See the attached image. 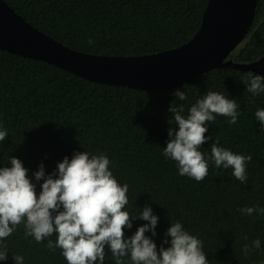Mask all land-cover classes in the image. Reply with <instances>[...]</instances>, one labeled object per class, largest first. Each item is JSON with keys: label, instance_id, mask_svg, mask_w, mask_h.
Segmentation results:
<instances>
[{"label": "trees", "instance_id": "trees-1", "mask_svg": "<svg viewBox=\"0 0 264 264\" xmlns=\"http://www.w3.org/2000/svg\"><path fill=\"white\" fill-rule=\"evenodd\" d=\"M33 26L67 46L96 54L138 55L173 48L188 41L200 26L208 0H5ZM91 41V42H89ZM264 54V0H257L250 26L229 57L238 62ZM251 71L228 66L197 74L167 89L145 90L95 82L46 61L0 48V124L8 136L0 142V164L9 156L20 158L29 172L43 162L52 172L73 151H105L114 175L128 183L131 212L150 206L158 217L157 243L171 223L183 226L203 241L209 264H264V216L242 214L244 206H264V128L255 118L264 108V93L253 96L241 81ZM182 88L191 104L208 91L236 98V124L217 115L208 125L200 146L211 154L213 144L251 154L247 179L237 180L232 169L209 165L200 181L178 174L176 164L162 155L175 126L169 104ZM171 122V125L169 123ZM10 163V162H9ZM39 187V185H38ZM146 223L137 216L126 235ZM247 236V241L244 236ZM257 237L260 249L247 255L245 243ZM50 239L55 241L53 234ZM8 258L23 255L24 264H67L57 248L25 237L23 224L6 238ZM167 247V245H164ZM127 259V258H125ZM104 264H115L105 249Z\"/></svg>", "mask_w": 264, "mask_h": 264}, {"label": "clouds", "instance_id": "clouds-1", "mask_svg": "<svg viewBox=\"0 0 264 264\" xmlns=\"http://www.w3.org/2000/svg\"><path fill=\"white\" fill-rule=\"evenodd\" d=\"M241 81L253 96L264 93V74L249 73ZM173 96L169 111L175 126L168 129L170 139L162 155L175 162L179 175L196 181L208 175L212 163L216 168H231L232 175L245 182L246 162L252 159L251 154L234 152L219 144H213L210 155L200 150L203 142L211 139L204 133L217 115L228 117L230 125L237 123L241 114L237 99L208 91L186 104L189 97L182 88L175 89ZM254 115L260 128H264V108L258 107ZM8 134L0 124V142ZM110 164L105 151L74 150L71 157L65 155L57 161L52 172H46L41 162L30 173L20 158L9 156L7 163L0 164V261L8 258L6 238L23 224L25 237L46 241V247L53 252L59 248L67 264H104L106 248L115 264H209L203 241L178 219L171 223L157 247L146 235L148 231L155 235L157 215L150 206L137 212L129 210V185L118 181ZM239 211L264 216V206L258 203ZM137 216L146 223L126 235ZM53 234L55 241L50 239ZM253 248H261L259 237L251 245L245 243L242 251L247 255ZM12 257L15 264H24L23 255Z\"/></svg>", "mask_w": 264, "mask_h": 264}, {"label": "water", "instance_id": "water-1", "mask_svg": "<svg viewBox=\"0 0 264 264\" xmlns=\"http://www.w3.org/2000/svg\"><path fill=\"white\" fill-rule=\"evenodd\" d=\"M257 0H208L195 34L179 46L138 55L77 50L29 23L0 0V48L54 64L83 78L153 90L178 86L193 76L228 66L264 74V54L238 62L229 57L250 26Z\"/></svg>", "mask_w": 264, "mask_h": 264}]
</instances>
